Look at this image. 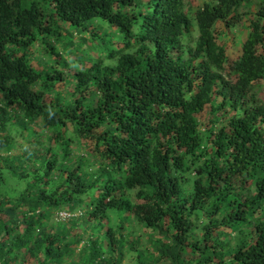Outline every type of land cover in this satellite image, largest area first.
<instances>
[{
  "label": "trees",
  "instance_id": "16d2710c",
  "mask_svg": "<svg viewBox=\"0 0 264 264\" xmlns=\"http://www.w3.org/2000/svg\"><path fill=\"white\" fill-rule=\"evenodd\" d=\"M252 19L235 47L228 30ZM36 37L48 39L51 64L32 63ZM261 81L264 2L209 0L188 12L184 0H0V148L11 123L50 133V146L0 159V264L59 263L79 238L65 243L56 216L84 201L82 223L97 232L109 212L157 231L153 262L264 264V104L250 94ZM66 134L105 169L58 161L52 145ZM196 212L199 241L189 236ZM224 230L232 245L222 252ZM129 242L133 264H153ZM83 244L85 264L125 257L108 226Z\"/></svg>",
  "mask_w": 264,
  "mask_h": 264
},
{
  "label": "rangeland",
  "instance_id": "374dc122",
  "mask_svg": "<svg viewBox=\"0 0 264 264\" xmlns=\"http://www.w3.org/2000/svg\"><path fill=\"white\" fill-rule=\"evenodd\" d=\"M203 1H209V0H184V10L185 11H194L195 8L199 7ZM264 0H246V4H254L256 5V8L260 3H263ZM247 7L246 5L239 8L237 11L240 14L246 13ZM251 19V18H248ZM253 20V19H252ZM247 20L246 22H241V24H234V28H231L228 30V36L232 39V42L234 46H239L242 40L245 38L246 34L250 32L253 28L256 29L257 25L255 20ZM96 26H98L101 30L104 31V33H108L109 29L107 28V25L101 22H97ZM36 42L32 46V63L38 62V64H51L52 61L49 59V57L46 54L45 51V45L44 40L48 42L47 38L42 37H36ZM227 42V40H225ZM55 45V50H61V44L57 42H53ZM93 46H95L94 42H90ZM91 44H87L85 47L84 53L86 55H92L94 53V48ZM226 46V45H225ZM74 47L72 48L73 51ZM64 55V54H63ZM62 55V56H63ZM69 58L65 56V60H68ZM62 93L64 92V98L65 101L69 100L70 93L68 90H65V87L63 86V89L60 90ZM252 95H254L255 100L258 102V104H264V81L257 82L254 84V86L251 88ZM207 109H205L199 116L196 117L197 120L204 121V115L206 113ZM205 122V121H204ZM8 130V137L10 138V143L0 148V159L4 160L6 157L10 156H21L23 153H28L30 151H37L38 149H42L46 146H50V142L48 141V138L50 137V133L47 131H44L40 128L38 125L37 128H35L32 132L27 133L24 130H18L17 126L14 123H11L7 127ZM24 131V132H21ZM66 137L69 138V140L66 141V145L63 147H59L58 144H54L53 151L58 152L57 159L58 161H62L63 164H67L73 161H76V158L81 159L82 164V170L86 173H95V171L98 168H103V165H106V161L100 158L99 156L95 155L92 152V148L81 142L78 141L75 138H72L69 134H66ZM63 139V138H62ZM64 140V139H63ZM59 143V142H57ZM32 158H34L32 156ZM105 169V166L104 168ZM101 172V171H100ZM130 199H133L132 192L129 194ZM133 202H138L135 199H133ZM89 201H84L82 205L76 210L73 211V213H64L60 212L57 214L56 218H60L58 220L59 223H63L65 226L68 225L69 229V235L72 237L66 236L64 239L65 243H71L74 235H77L79 240L75 244H71L69 246V251L67 254H64L61 258V261L57 264H80L83 261L86 260V257H81L83 253H86V250L82 249V244H88L89 237L96 235L98 236L100 232L105 229V227L112 228L115 238L122 242L123 244V254L125 257L119 262V264H133L134 262V256L135 252L132 250V248L128 247V244H130V240L136 239L135 250H140L142 252L145 251V255H149L152 257L151 252L152 248H154L155 240L156 238H160V235L157 231H152L151 234H148L146 230H142V227L138 225L133 218L130 216L125 215V217L118 218V215L114 212L107 213L106 221L102 224L103 228L100 232H97L95 223L90 224H83L82 219H84V215L86 214V211L88 210ZM56 214V213H55ZM60 216V217H59ZM77 218L76 220H74ZM68 219V222H66ZM193 219V225L194 229L190 232L189 236L193 238L194 240L200 239L201 234V227L205 224V218L200 212H196L195 215L192 217ZM63 220V221H62ZM122 225V237L119 236V233H116L114 229H116L118 226ZM75 227V228H74ZM74 228V229H73ZM54 229H57L54 227ZM247 229H241L240 234L244 233ZM225 233H229L230 231L224 230ZM101 237V236H99ZM121 237V238H120ZM228 242L225 243L222 246V252L225 251L228 246L226 245H232V234L230 233L227 236ZM63 241L60 242V244L64 243ZM97 245V244H96ZM94 245V246H96ZM85 256V255H83ZM226 258V257H225ZM153 262V257H152ZM86 261L83 263L85 264ZM87 264H92L91 261H87ZM153 264H163L161 260H156L153 262Z\"/></svg>",
  "mask_w": 264,
  "mask_h": 264
}]
</instances>
